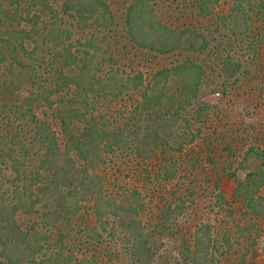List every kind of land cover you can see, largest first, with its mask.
I'll list each match as a JSON object with an SVG mask.
<instances>
[{
    "label": "trees",
    "instance_id": "obj_1",
    "mask_svg": "<svg viewBox=\"0 0 264 264\" xmlns=\"http://www.w3.org/2000/svg\"><path fill=\"white\" fill-rule=\"evenodd\" d=\"M138 50L153 69L114 70ZM205 86L264 102V0H0V264H264V132Z\"/></svg>",
    "mask_w": 264,
    "mask_h": 264
},
{
    "label": "rangeland",
    "instance_id": "obj_2",
    "mask_svg": "<svg viewBox=\"0 0 264 264\" xmlns=\"http://www.w3.org/2000/svg\"><path fill=\"white\" fill-rule=\"evenodd\" d=\"M168 4L169 3L165 2L160 7L161 12L166 15H167ZM175 7L176 5L173 4L172 8ZM223 8L227 10L226 7ZM187 23L189 24V21H187ZM206 23L208 22H205V24ZM192 24L197 25L196 23H192ZM110 52L111 50L107 52L103 58H109ZM113 58L118 61L117 65H115L114 67V70L118 69L119 72L121 71L130 72L131 69L134 70L140 69L143 72H147L150 71L151 68L153 69L155 67L154 64L156 62H159V59L155 60L152 57H150L146 51L142 52L140 50H138L137 52H133V54L131 55H125L124 53L122 55L121 54L114 55ZM176 58L177 55L163 57L161 58V64L168 65L169 62L174 61ZM200 97L204 100V102L212 106L213 110L211 111L215 113L214 116L220 112V114H218L217 116L224 115L226 117V122L224 123V129L233 131L232 133L233 135H239L238 130L243 128V130H246L245 132H248L246 133L248 134V136H251V138L258 145L260 144V142L257 140L262 139L264 132V102L262 97H259L257 94L248 95V93L245 94L239 93V98L236 97V95L234 94L231 95L228 94L222 97L220 93L215 92L214 88H211L209 86H205L202 88ZM258 129H260L259 132L257 131ZM225 154L226 152L224 151V155ZM123 168H124L123 169L124 176L122 177V179L127 180L125 182L131 183V185H137L139 188H142L143 187L142 184L144 182L142 175L144 167L143 166L141 167L139 163H129L128 166H124ZM112 173L113 171L110 172V174ZM216 174L217 172L213 173V179H212L213 181L211 182V184L203 186V188H201L200 192L198 193V201L199 200L200 201H199L198 210L196 211L199 220H204V221L211 220L212 223H214V218L216 217V213L218 211V207L214 205V201H215L214 198L219 193L216 183L220 177L217 176ZM125 176L127 177L130 176V178L127 179L125 178ZM234 182L235 181L231 179V180H225L224 182L221 183V187L226 192L225 196L227 202L224 204L226 208H229V206L232 205V203L234 202L233 194L236 188V183ZM238 248H240L241 250L239 257H245L244 254L246 251H244L242 247H238ZM256 252L257 254H247V257L245 258L249 261L252 260L253 258H258L261 256V258L259 259V263H264V248H261V246H256Z\"/></svg>",
    "mask_w": 264,
    "mask_h": 264
}]
</instances>
